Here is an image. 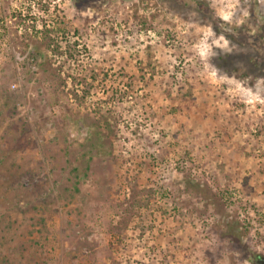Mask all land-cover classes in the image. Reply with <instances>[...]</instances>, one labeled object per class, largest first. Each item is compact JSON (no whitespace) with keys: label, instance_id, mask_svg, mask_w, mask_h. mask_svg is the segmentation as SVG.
<instances>
[{"label":"rangeland","instance_id":"374dc122","mask_svg":"<svg viewBox=\"0 0 264 264\" xmlns=\"http://www.w3.org/2000/svg\"><path fill=\"white\" fill-rule=\"evenodd\" d=\"M0 2V264L264 258V0Z\"/></svg>","mask_w":264,"mask_h":264},{"label":"trees","instance_id":"16d2710c","mask_svg":"<svg viewBox=\"0 0 264 264\" xmlns=\"http://www.w3.org/2000/svg\"><path fill=\"white\" fill-rule=\"evenodd\" d=\"M85 1H87V0H74V2L75 3H77V4H79V3H83V2H85ZM1 3V2H0ZM198 7H199V5H198ZM20 18V20H21V22H22V24H24L25 23V31L27 30V28H29V27H32V28H34V30H35V28H36V21L35 20H29V21H27V23H26V20H25V17L23 18H21V16L19 17ZM32 19H34V17H31ZM211 21H213L212 19H211ZM213 23H214V21H213ZM42 25H43V21H42ZM43 28L44 29H42L41 31H40V33H42V34H44V36H48V37H50V34H51V32H53V29H50L49 27H47V25H44L43 26ZM60 30V29H59ZM262 31L264 32V25L262 26ZM57 35V34H56ZM58 43H59V41L57 40V38H55V36H51V38H50V42H49V46L51 47L52 46V49H51V51H54V52H58V50H59V47H58ZM55 46V47H54ZM39 52V51H38ZM68 56H71L70 54L69 55H67L66 56V59L68 58ZM87 168L89 169V167L87 166ZM84 176H86V173L84 172V173H82V175H81V173H79L78 172V168L77 167H74L73 169H71L69 172H68V175L65 177V179L67 180V182H69V181H71L72 180V182H70V183H65L64 185H63V188H64V190H66L67 189V187L68 188H70V187H72V189L74 190V192H76V191H79V189H78V184H79V182L83 179V177ZM61 180L60 179H56L55 178V180H54V183H53V185L55 186L57 183L59 184V183H61L60 182ZM255 261H256V264H264V258H262V257H260L259 255H255V259H254Z\"/></svg>","mask_w":264,"mask_h":264},{"label":"built area","instance_id":"2783aa9c","mask_svg":"<svg viewBox=\"0 0 264 264\" xmlns=\"http://www.w3.org/2000/svg\"><path fill=\"white\" fill-rule=\"evenodd\" d=\"M13 86H15V85H13Z\"/></svg>","mask_w":264,"mask_h":264}]
</instances>
